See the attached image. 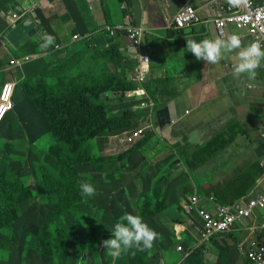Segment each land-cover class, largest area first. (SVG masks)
<instances>
[{"label":"crops","instance_id":"crops-1","mask_svg":"<svg viewBox=\"0 0 264 264\" xmlns=\"http://www.w3.org/2000/svg\"><path fill=\"white\" fill-rule=\"evenodd\" d=\"M184 5L196 10L197 24L186 31L168 30L166 19ZM0 7L8 9L4 20L0 18V91L6 83L13 84L14 105L20 84L27 79L46 83L49 72L66 87L94 84L72 76L67 80L71 67L82 73L92 57L102 64L111 59L106 73L135 81L141 66L133 59L129 40L124 33L110 37L102 31L104 26L125 24V15L131 16L132 25L144 32L140 53L149 58V75L146 82H131L136 98L127 112L143 118L129 130L103 137L104 151L121 158L116 172L100 169L102 163L96 165L95 160L86 167L95 196L104 195L101 211L140 216L141 204L154 201L149 206L152 227L142 217L158 233L152 244L157 254L150 255L148 264H250V244L264 245V208L237 222L231 233L216 235L204 249L198 245L201 220L187 211L194 195L206 200L205 208L212 211L206 199L210 195L220 203H247L264 194V66L256 69L253 80L235 77L236 50L207 65L186 49L188 39L219 38L213 21L220 9L238 11V0H8ZM23 13V21L15 23L12 15ZM28 19L37 34L15 48L7 34ZM46 34L54 40L42 47ZM232 34L239 36L241 46L252 41L245 31L230 28L228 36ZM90 77L96 78V72ZM148 113L151 121L144 118ZM12 114L7 119H15ZM146 126L152 129L127 141ZM79 166L77 170L83 168ZM177 166L185 168V178L177 177ZM183 178L187 184L181 187ZM180 245L182 251L177 250Z\"/></svg>","mask_w":264,"mask_h":264},{"label":"rangeland","instance_id":"rangeland-1","mask_svg":"<svg viewBox=\"0 0 264 264\" xmlns=\"http://www.w3.org/2000/svg\"><path fill=\"white\" fill-rule=\"evenodd\" d=\"M7 3L8 0H0L2 5H7ZM7 11V8L0 7L1 20H4L6 17L4 14ZM132 56L138 61L134 53ZM108 59L102 64L101 61L94 62L95 58L92 57L84 64L82 73H79L76 67H71L67 80L72 76L93 83L90 77L93 72H96L97 77H102V73H106L108 66L111 67L109 65L111 59ZM72 60L78 63L75 57ZM45 75L48 76L46 83L27 79L18 86V100L15 101V111L12 114L16 117L8 119L6 124L0 126V188H4L3 193L7 192V195L0 197V210L4 209L9 212L3 220H0V264H101L100 257L95 252L84 251V245H80V242H86L89 246L95 244L92 241L94 239L92 227L87 225L85 229H82V239H80L76 232V223L74 224L77 217L72 214L77 209L96 210L97 212L104 195L82 198L79 183L88 181L86 167L90 166L93 160L96 165L102 163L100 169L109 168L112 172V168L115 172L118 170L116 165L121 158L104 151L103 137L106 133L111 134L120 129L133 128V125L137 124L136 121L143 116L134 115L129 118L127 122L129 124L122 125L115 130L100 131L92 137L90 136L91 130L89 131V126L93 123L91 121L104 114L108 118H117L128 113L127 109L131 107L136 98L133 95L135 94L134 89H113V86V90L101 95L100 91L103 89L94 88L91 94L86 96L95 99V104L92 105L97 108L69 107L72 102H77V105L82 103L81 94L83 92L78 90L82 89V85L75 84L66 87L63 86L62 81L58 80L55 73L49 72ZM45 75H40L38 78ZM105 79L106 77L102 81ZM101 82L96 85H101ZM130 82L135 83L136 81ZM51 101L53 103L46 104ZM141 104V102L138 103V105ZM134 117L137 118L133 119ZM144 118L149 121L152 119L150 113ZM82 119L90 121L88 124L76 127L77 135L74 133L72 145L59 138L56 139L53 135L58 125H72ZM58 132L59 129L54 133L58 135ZM77 165L83 168L77 170ZM184 173L185 168L177 166V177L185 178ZM184 178L181 180L183 181L180 183L181 187L187 184ZM54 180L59 181L63 189L59 188L57 195L50 196V190L56 188ZM25 188L29 190L28 193L16 195L18 191ZM18 196H22L19 201ZM71 197L76 199L72 200ZM52 199L56 203L53 204ZM185 201L187 202V199ZM153 202L145 200L141 204V217H149V206ZM13 208L16 210L13 211ZM80 215L83 218L84 213L80 212ZM58 228L66 231L69 241H72L69 243L73 251L70 259L61 251V237L57 233ZM110 232H108L109 235L102 237V241L110 238ZM46 244H49L50 248L46 249ZM80 248L83 253L78 258ZM107 250L112 264L116 262L125 264L120 263L119 258L126 254V251L113 256L111 254L113 250L108 248ZM128 254L132 256L131 259L135 261V264H145V260L149 261L152 254L156 257L157 252L152 246L144 250L133 248ZM153 264L158 263L154 261Z\"/></svg>","mask_w":264,"mask_h":264},{"label":"built area","instance_id":"built-area-1","mask_svg":"<svg viewBox=\"0 0 264 264\" xmlns=\"http://www.w3.org/2000/svg\"><path fill=\"white\" fill-rule=\"evenodd\" d=\"M238 7L239 10L233 13H226L220 9V15L213 21L218 37L227 39L228 30L233 28L236 31H245L252 41H259L264 47V0H238ZM24 17L25 13L12 15L15 23L23 21ZM125 18V24L113 28L104 26L102 31L110 37H115L117 32L125 34L141 66L137 70L138 74L135 81L142 82L149 75V58L140 53L144 32L132 25L131 16L125 15ZM197 22L196 10L190 5H184L172 18L166 19L165 23L168 30L186 31L195 26ZM79 39V37L75 38V40ZM59 49V46H55V50ZM14 87L13 84L6 83L0 91V123L14 109ZM149 129H152V126H146L132 132L127 141L142 135ZM262 152L264 160V147ZM206 199L209 204H212V211L205 208L206 200H202L197 195L190 197L187 205V211L195 212L201 220L198 245L204 248L210 244L216 235L231 233L237 222L241 223L243 219L251 217L254 210L264 208V194L258 198L250 199L247 203L222 204L214 196H209ZM182 249L181 245L177 248L178 251H182ZM246 256L250 264H264V245L253 241Z\"/></svg>","mask_w":264,"mask_h":264},{"label":"trees","instance_id":"trees-1","mask_svg":"<svg viewBox=\"0 0 264 264\" xmlns=\"http://www.w3.org/2000/svg\"><path fill=\"white\" fill-rule=\"evenodd\" d=\"M106 77L105 81H102L103 78ZM102 77H96L93 78L94 84H91L89 87H85L82 89H78L81 90V92H83V94H81L82 96V103L80 105H77V102H72V104L69 107H82V108H94L96 106L92 105L95 104L94 100L91 97H88L86 95H90L92 90L95 89H99L102 90L100 91V94L103 95L104 93H106V91H109L112 89H130L133 88L134 84H132L131 82L127 81L126 79H120L118 78V76H114L112 73L108 74L105 73V76ZM102 78V79H100ZM102 81V82H101ZM98 82H101V85H96ZM115 84V85H114ZM96 85V86H95ZM112 89V90H113ZM97 108V107H96ZM15 109H13L11 112H13ZM68 111H70V109H67ZM88 112V111H87ZM8 116H10V113L6 116V118L0 123V126L3 125L4 123L6 124L8 122ZM131 117V113H125L122 117H117V118H108L106 117V115L104 114V116H101L97 119H95L94 121H91L93 123L90 124L89 126V131H90V136H95L96 133H99L100 131L103 130H115L119 127H121L122 125H127V122L129 120V118ZM89 119H82L79 122H74L72 123V125H59L60 129L57 133L54 135L56 139H61L63 141H65L68 144L74 143V138L73 135L74 133L77 135V131H76V127L77 126H82L83 124H88L89 123ZM58 126V127H59ZM93 129V130H92ZM123 129H120L118 131H113L114 133H118L120 131H122ZM78 140L76 142V146H77ZM56 185L54 189L50 190V196L51 195H57L58 194V189H63L61 186V183L57 180H54ZM63 183V181H61ZM157 186H156V191H157ZM3 187L0 188V197H4L5 195H7V192L3 193ZM55 190L52 194L51 192ZM28 189H21L20 191H18L16 193V195L22 194V193H28ZM143 191V188H142ZM128 192V194H131L130 191H126ZM156 193V192H155ZM134 197H138L137 194L134 192ZM72 198V197H71ZM22 199V196H18V201ZM76 198L73 197L72 200H75ZM147 200V199H146ZM51 202L54 204L56 203V201L54 199L51 200ZM238 201H230V202H226V203H235ZM225 204V203H223ZM149 206V205H148ZM121 211H124L123 208H119ZM16 210V208H13V211ZM109 214V212H111ZM80 212L84 213L83 218H81ZM105 213H103V211H101V206L99 207L98 211L96 212V210H82V209H77L75 211V213H73L72 215L77 217V219L75 220L74 224L76 223V232L79 234L78 237L80 239H82L81 237V230L85 229V227L88 225L90 227H92V230L94 232V239H92V241L95 244H92L91 246L86 245V242H80V245H84V251L85 250H90L95 252L99 257H100V262L101 264H112V260L110 259L111 257L108 256V250L105 246L102 247V237L104 235H109L108 232L112 229V226L117 222V220L120 219V215H122V212H117L114 211V209H106V211H104ZM9 212H7V210H0V220H3L5 218V216L8 214ZM150 213H152V210L150 209L148 211V215L149 217H145V220L147 221V223L152 227V225L150 224L151 221V216ZM1 222V221H0ZM57 233L60 235L61 239H60V245H61V251H63V254L68 257L69 259L71 258V254H72V250L69 247V243H72V241H69V235L66 231L58 228L57 229ZM102 243V244H101ZM101 245V246H100ZM46 249L50 248L49 244H46L45 246ZM204 249V247H201ZM133 248L129 249L126 251V254L121 255L120 259V263H125V264H135V261H133L131 258L132 256H129V254L127 255V253H129V251H131ZM83 251L80 248V252L78 255V258L82 255ZM146 263L148 264L149 261L145 260ZM116 264H118L116 262ZM144 264V263H143Z\"/></svg>","mask_w":264,"mask_h":264},{"label":"clouds","instance_id":"clouds-1","mask_svg":"<svg viewBox=\"0 0 264 264\" xmlns=\"http://www.w3.org/2000/svg\"><path fill=\"white\" fill-rule=\"evenodd\" d=\"M231 2H234V0H231ZM43 40L44 44L41 46L47 47L53 43L54 38L46 34ZM186 49L198 61L207 62V65L218 63L226 54L236 50L235 64L232 70V74L235 77L244 75L247 79L253 80L257 74L256 69L264 66V47H262L261 43L252 41L241 46V40L237 34H232L227 39L206 38L199 41L188 39L186 40ZM79 190L82 198H90L96 192L94 185L88 181L80 182ZM110 233V238L102 243L106 248L113 250L111 253L113 256H118L121 251H127L131 248L138 250L150 249L153 241L158 236V233L151 229L141 216L129 213H125L120 217L112 226Z\"/></svg>","mask_w":264,"mask_h":264},{"label":"water","instance_id":"water-1","mask_svg":"<svg viewBox=\"0 0 264 264\" xmlns=\"http://www.w3.org/2000/svg\"><path fill=\"white\" fill-rule=\"evenodd\" d=\"M26 33V36L20 37L22 34ZM37 34L35 30V25L31 20H26L21 23L19 26L15 27L7 34V40L14 46L15 48L21 47L27 40L33 38ZM148 78L144 79V82L147 81Z\"/></svg>","mask_w":264,"mask_h":264}]
</instances>
